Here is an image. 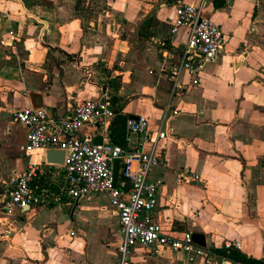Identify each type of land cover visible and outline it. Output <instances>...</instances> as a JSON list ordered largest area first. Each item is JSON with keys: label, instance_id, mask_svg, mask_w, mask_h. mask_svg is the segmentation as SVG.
I'll use <instances>...</instances> for the list:
<instances>
[{"label": "crops", "instance_id": "obj_1", "mask_svg": "<svg viewBox=\"0 0 264 264\" xmlns=\"http://www.w3.org/2000/svg\"><path fill=\"white\" fill-rule=\"evenodd\" d=\"M174 1L0 0V200L29 157L26 127L12 116L30 106L29 92L41 93L43 108L56 117L75 101L108 91L115 116L107 136L129 147L138 136L125 138L124 120L144 115L154 129L170 103L180 112L157 143L166 165L148 174L161 181L155 220L175 235L202 233L219 253L224 241H237L234 259L264 264V0H205L203 14L220 26L223 51L203 63L197 84L183 72L171 94L158 42L172 62L188 32H170ZM79 134L106 137L89 124ZM181 167L199 179L178 181ZM119 240L104 193L75 207L65 200L0 210V264H116ZM131 264H216V257L187 261L169 249L152 255L136 243Z\"/></svg>", "mask_w": 264, "mask_h": 264}, {"label": "built area", "instance_id": "obj_2", "mask_svg": "<svg viewBox=\"0 0 264 264\" xmlns=\"http://www.w3.org/2000/svg\"><path fill=\"white\" fill-rule=\"evenodd\" d=\"M204 3L205 0L173 2L170 32L175 33L183 27L188 31L177 60L169 62L162 48L163 42H158V64L171 84V94L180 88L179 78L183 72L190 77L191 85L197 84L203 63L214 60L223 51L222 30L211 17L203 14ZM179 112L180 108L167 103L154 129H150L147 116L126 118L125 138L132 133L138 136L136 144L129 147L114 143L107 136L108 121L115 116V109L112 96L106 90L96 99L75 101L56 117L48 115L44 108L31 106L14 111L13 119L26 127L23 148L29 157L26 167L9 177L0 210L22 212L30 206L61 204L65 200L75 207L81 199L104 193L117 216L120 240L116 247V264H131L136 243L152 255H157L161 249H169L182 252L187 261L196 256H215L216 264H249L231 256V248L240 247L237 241H224L223 251L219 253L211 246L195 242L191 231L172 234L154 218L161 181L149 180L148 174L154 166L166 165L157 153V143L167 137L168 121ZM84 124L102 128L106 137H102L100 143H94L89 135H80L79 130ZM46 148L63 149V163L47 162L44 158ZM115 159L118 160V172L113 185ZM175 177L185 182L199 179V175L188 167L178 169Z\"/></svg>", "mask_w": 264, "mask_h": 264}, {"label": "water", "instance_id": "obj_3", "mask_svg": "<svg viewBox=\"0 0 264 264\" xmlns=\"http://www.w3.org/2000/svg\"><path fill=\"white\" fill-rule=\"evenodd\" d=\"M235 65L238 63L239 57L235 58ZM29 101H30V106L32 108H43V103H42V94L39 92H29L28 93ZM45 111L48 113V109L44 108ZM130 118H135V115H130ZM94 143H100L101 139L100 137H94L93 138ZM64 154L65 151L63 149H58V148H46L44 150V158L47 162L50 163H57V164H62L64 160ZM117 172H118V160L115 159L113 162V185H115L116 178H117ZM192 238L195 242H197L200 245H205V239L202 233L200 232H192Z\"/></svg>", "mask_w": 264, "mask_h": 264}, {"label": "trees", "instance_id": "obj_4", "mask_svg": "<svg viewBox=\"0 0 264 264\" xmlns=\"http://www.w3.org/2000/svg\"><path fill=\"white\" fill-rule=\"evenodd\" d=\"M216 5H217V3H216ZM122 137H123V133H122ZM121 140H122V138L119 141L114 142V143L123 144ZM247 261L250 264H261V262L259 260H256V259H251V260H247Z\"/></svg>", "mask_w": 264, "mask_h": 264}]
</instances>
